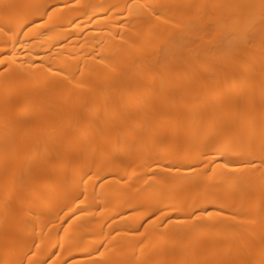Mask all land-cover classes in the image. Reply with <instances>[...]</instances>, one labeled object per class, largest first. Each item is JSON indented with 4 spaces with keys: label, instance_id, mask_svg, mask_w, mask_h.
<instances>
[{
    "label": "bare ground",
    "instance_id": "6f19581e",
    "mask_svg": "<svg viewBox=\"0 0 264 264\" xmlns=\"http://www.w3.org/2000/svg\"><path fill=\"white\" fill-rule=\"evenodd\" d=\"M0 264H264V0H0Z\"/></svg>",
    "mask_w": 264,
    "mask_h": 264
}]
</instances>
